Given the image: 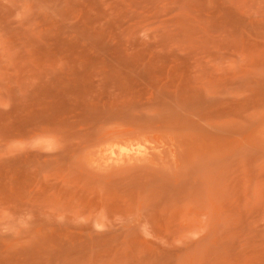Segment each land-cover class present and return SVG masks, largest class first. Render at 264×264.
Masks as SVG:
<instances>
[{"label": "rangeland", "instance_id": "obj_1", "mask_svg": "<svg viewBox=\"0 0 264 264\" xmlns=\"http://www.w3.org/2000/svg\"><path fill=\"white\" fill-rule=\"evenodd\" d=\"M0 264H264V0H0Z\"/></svg>", "mask_w": 264, "mask_h": 264}, {"label": "bare ground", "instance_id": "obj_2", "mask_svg": "<svg viewBox=\"0 0 264 264\" xmlns=\"http://www.w3.org/2000/svg\"><path fill=\"white\" fill-rule=\"evenodd\" d=\"M117 143V142H115ZM112 145V144H111ZM137 145V144H136ZM139 145V144H138ZM141 145V144H140ZM138 147V146H137ZM134 148H135V145H130V146H124V145H121L119 144H113L112 146H110V150H109V153L107 154L109 159L114 161V162H117L119 161L120 159L124 158V157H129V155H131L134 151ZM138 148H141L138 147ZM137 149V148H136ZM135 149V151H136ZM138 151V150H137ZM108 152V150L106 151ZM140 152V151H139ZM139 152H136V153H139ZM145 152V149L144 151ZM148 152V151H147ZM147 154V153H146ZM141 155V154H140ZM145 155V154H144ZM135 157V154L133 155ZM137 156V155H136ZM143 156V155H142ZM131 157V156H130ZM138 157V156H137ZM140 157V156H139ZM146 158V157H144Z\"/></svg>", "mask_w": 264, "mask_h": 264}]
</instances>
